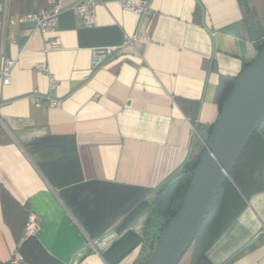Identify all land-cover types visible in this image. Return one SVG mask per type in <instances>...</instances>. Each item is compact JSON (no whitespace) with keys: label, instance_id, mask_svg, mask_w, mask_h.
<instances>
[{"label":"crops","instance_id":"0c3cea01","mask_svg":"<svg viewBox=\"0 0 264 264\" xmlns=\"http://www.w3.org/2000/svg\"><path fill=\"white\" fill-rule=\"evenodd\" d=\"M78 1L60 0L62 46L45 51L19 21L45 0H0V65L15 60L0 87V264H136L152 210L170 208L264 41V0H139L140 13L94 0L92 26ZM94 49H109L97 65ZM29 211L40 229L25 236ZM178 264H264V122Z\"/></svg>","mask_w":264,"mask_h":264},{"label":"water","instance_id":"95a60500","mask_svg":"<svg viewBox=\"0 0 264 264\" xmlns=\"http://www.w3.org/2000/svg\"><path fill=\"white\" fill-rule=\"evenodd\" d=\"M264 122V41L238 73L199 155L182 202L144 264H178L250 139Z\"/></svg>","mask_w":264,"mask_h":264},{"label":"built area","instance_id":"2783aa9c","mask_svg":"<svg viewBox=\"0 0 264 264\" xmlns=\"http://www.w3.org/2000/svg\"><path fill=\"white\" fill-rule=\"evenodd\" d=\"M46 9L42 11H34L23 15L19 21H29L34 23L36 29L46 38L45 51L59 49L62 46L60 37L56 34V25L58 16L60 13V0H45ZM94 0H79L73 7L74 12L79 15L86 26H92L95 23L94 15ZM121 5L125 10L140 13L145 10L146 4L139 0H121ZM2 6L0 5V9ZM109 49H94L92 56V64L97 65L100 62L101 53L108 51ZM15 64L14 59L4 58L0 65V87L8 85L11 80V69ZM35 68L38 71L47 73L48 68L44 62L37 63ZM50 86L55 85V79L52 75L49 76ZM40 100L37 99L36 104L38 105ZM50 101V104H53ZM40 229L39 216L32 211H29L24 225L23 233L25 236L35 235ZM22 259H14L11 264H22Z\"/></svg>","mask_w":264,"mask_h":264},{"label":"trees","instance_id":"16d2710c","mask_svg":"<svg viewBox=\"0 0 264 264\" xmlns=\"http://www.w3.org/2000/svg\"><path fill=\"white\" fill-rule=\"evenodd\" d=\"M261 45H260V47H261ZM260 47H259V49H260ZM251 139H250V141H251ZM199 155H197L192 162L187 164L183 168V170L177 175L175 180L171 183V186L175 187V196H174L173 202H172L170 208L168 209V211L166 213H163L158 208L152 210L151 217L149 218V222H148V230H147L146 235H145V237L143 239L142 251L140 253V257L137 260L136 264H144L146 262L147 258L149 257L152 249L154 248V246H155V244H156V242H157V240L159 238V235L161 234V232H162L164 226L166 225L167 221L171 217H173L174 214L176 213V211L178 210V208H179V206H180V204L182 202V199L184 197V194L186 192V189H187V187L189 185V182H190V179H191V175H192V173H193V171H194V169H195V167H196V165L198 163ZM236 165H235V167H236ZM235 167H234V169H235ZM234 169L232 170L230 175H232ZM227 184H228V179H226L223 182V184L221 185V188H220V190L218 192V195L216 197L215 203H214L210 213L208 214L207 218L205 219V221L201 225L200 229L202 228L204 223L207 221L208 217L213 212V210H214V208L216 206V203H217V201H218V199H219V197H220V195L222 193V190ZM200 229L198 230L196 236L198 235Z\"/></svg>","mask_w":264,"mask_h":264}]
</instances>
